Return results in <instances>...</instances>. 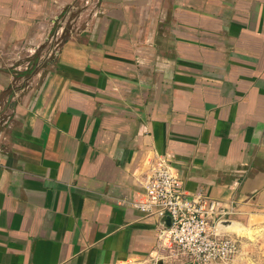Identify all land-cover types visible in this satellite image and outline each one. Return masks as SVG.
Returning a JSON list of instances; mask_svg holds the SVG:
<instances>
[{
    "label": "crops",
    "instance_id": "obj_1",
    "mask_svg": "<svg viewBox=\"0 0 264 264\" xmlns=\"http://www.w3.org/2000/svg\"><path fill=\"white\" fill-rule=\"evenodd\" d=\"M91 2L21 71L81 0H0V264H195L135 205L162 158L264 264V0Z\"/></svg>",
    "mask_w": 264,
    "mask_h": 264
},
{
    "label": "built area",
    "instance_id": "obj_2",
    "mask_svg": "<svg viewBox=\"0 0 264 264\" xmlns=\"http://www.w3.org/2000/svg\"><path fill=\"white\" fill-rule=\"evenodd\" d=\"M78 9L70 6L56 18L57 34H63L67 20L75 22L69 19L70 13ZM59 52L60 48L55 53ZM145 183L146 200L135 205L146 215L159 219V239L164 244L195 264L228 262L236 256L239 242L223 225L233 214L232 206L201 193L188 194L170 162L163 158L152 167ZM166 217L171 220L169 226L163 222Z\"/></svg>",
    "mask_w": 264,
    "mask_h": 264
},
{
    "label": "rangeland",
    "instance_id": "obj_3",
    "mask_svg": "<svg viewBox=\"0 0 264 264\" xmlns=\"http://www.w3.org/2000/svg\"><path fill=\"white\" fill-rule=\"evenodd\" d=\"M95 5H98V4H95ZM82 8L83 10L81 11ZM90 8H91V3H86L85 1H81L79 9L70 13L69 19H75V22L71 23L70 20H67L65 28H63L64 32L61 36L60 34H57L56 32L57 22L55 23L53 21L54 27H52V30L50 31L51 33L48 34V36L46 37L44 44L41 45V47L37 49L36 54L32 56V60H29V59L27 60V57L25 58L26 52L23 51L20 56V59L18 61L15 60L11 68L17 67L18 69L16 68L15 69L16 70L20 69L21 71H23L27 67L31 68L33 65H34L35 70H40V71L41 69L51 70L52 68H54L56 66L55 61L57 59V57L55 56L56 55L55 52L59 50V48H61V45L64 43L67 37L66 35L71 34L72 32L75 31V28L77 27L78 19L81 13L82 12L90 13L92 11V9ZM53 36H55L54 40H53ZM56 36H57V40H56ZM36 56L38 58H35Z\"/></svg>",
    "mask_w": 264,
    "mask_h": 264
},
{
    "label": "water",
    "instance_id": "obj_4",
    "mask_svg": "<svg viewBox=\"0 0 264 264\" xmlns=\"http://www.w3.org/2000/svg\"><path fill=\"white\" fill-rule=\"evenodd\" d=\"M163 222H164L167 226H169V225L171 224V220L169 219V217L164 218V219H163ZM224 224H227V222H224Z\"/></svg>",
    "mask_w": 264,
    "mask_h": 264
},
{
    "label": "trees",
    "instance_id": "obj_5",
    "mask_svg": "<svg viewBox=\"0 0 264 264\" xmlns=\"http://www.w3.org/2000/svg\"><path fill=\"white\" fill-rule=\"evenodd\" d=\"M35 58H38L37 56L35 57ZM33 63V62H32ZM34 64V63H33ZM34 70V65L31 67V68H29V71H33Z\"/></svg>",
    "mask_w": 264,
    "mask_h": 264
}]
</instances>
